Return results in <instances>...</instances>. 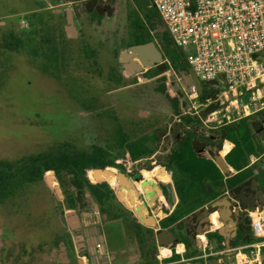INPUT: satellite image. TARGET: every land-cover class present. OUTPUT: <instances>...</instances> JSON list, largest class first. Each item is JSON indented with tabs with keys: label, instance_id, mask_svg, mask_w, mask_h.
Returning a JSON list of instances; mask_svg holds the SVG:
<instances>
[{
	"label": "rangeland",
	"instance_id": "obj_1",
	"mask_svg": "<svg viewBox=\"0 0 264 264\" xmlns=\"http://www.w3.org/2000/svg\"><path fill=\"white\" fill-rule=\"evenodd\" d=\"M136 1L100 0L103 6L113 8L95 16L83 9L84 0H0V161L14 162L66 144L77 150L96 144L114 154L117 128L131 139L155 131L164 136L154 148L163 151L169 145L166 134L178 116L167 97L156 90L160 75L154 73L155 66L131 74L118 60L130 40L129 13L137 7ZM66 8L73 11L76 38L65 35ZM150 10L138 7L137 14L167 64L164 74L169 95L178 97L181 113L202 116L207 104L197 97L189 99L193 82L188 72L170 61V55L180 48L172 42L157 10ZM32 15L46 23V31L40 34L54 35L50 44H40L39 36L32 42L25 36ZM13 35H20L18 50L5 46L6 39L14 41ZM183 50L191 53L188 46ZM219 94L222 110L217 121H200L196 130L205 135L215 133L216 128L210 126L251 114L264 146V97L253 101L248 113L239 105L237 113L229 102L220 103ZM241 101L248 102L247 93ZM216 153L215 148L205 150L212 157ZM262 157H251L250 163L264 164ZM233 173L231 169L226 175ZM46 179L0 202V264H55L41 259L44 250L40 244L52 242L55 235L53 207L61 203L53 190L56 178Z\"/></svg>",
	"mask_w": 264,
	"mask_h": 264
},
{
	"label": "flooded vegetation",
	"instance_id": "obj_2",
	"mask_svg": "<svg viewBox=\"0 0 264 264\" xmlns=\"http://www.w3.org/2000/svg\"><path fill=\"white\" fill-rule=\"evenodd\" d=\"M111 8L112 5L104 6L103 12L108 14ZM211 112L205 119L188 111L176 114L178 120L166 134L169 145L163 151L155 149L154 143L164 134L153 131V149L146 154L131 158L112 153L114 163L88 166L83 174H44L45 179L47 174L56 178L59 193L54 187L53 190L61 203L53 207L57 217L55 235L52 242L40 244L44 250L41 259L55 264H264V239L256 238L245 227V221L250 226L252 214L264 216V186L255 176L247 178L234 193L227 189L190 213L176 216L180 201L174 188L173 169L168 166L176 141L191 129L197 139H208L202 153L215 163L217 154L225 159L229 151L223 154L221 149L228 141L219 138L217 128L243 117L210 126L216 132L208 135L196 130L198 123L187 122L198 117L199 122L213 124L218 118ZM207 148H215L217 153L213 157L206 155ZM252 165L249 161L247 166ZM97 168L106 172L97 176ZM256 168L262 170L264 164ZM64 175L67 181H63ZM218 200L223 204L213 205ZM220 213H224L226 220H222ZM242 230L245 236L239 237ZM159 231L171 235L159 239Z\"/></svg>",
	"mask_w": 264,
	"mask_h": 264
},
{
	"label": "trees",
	"instance_id": "obj_3",
	"mask_svg": "<svg viewBox=\"0 0 264 264\" xmlns=\"http://www.w3.org/2000/svg\"><path fill=\"white\" fill-rule=\"evenodd\" d=\"M84 1L83 9L85 11H89L95 16L103 13L104 6L100 3V0H98L99 2L97 0ZM148 4L149 0H137L135 4L137 7L129 13V17H132V19L129 30L130 40L127 46L153 40V37L140 24V17L137 14L138 7H145L151 13ZM33 15L32 23L29 24V31L25 36L31 42L39 36L40 44H50L54 35L49 36L47 32L40 34L39 31L45 30L46 23L41 17ZM11 37L14 41L6 39L5 46L11 50H18L22 44L20 35ZM170 61L178 63L188 72V61L181 49L170 55ZM167 68L166 62L155 65L154 73L160 75L157 78L159 82L156 90L167 97L172 112L179 114V99L176 96H170L167 89L168 82L164 74ZM200 86L199 90L196 88L198 100L207 104L202 114L204 117L208 112L221 107L219 100L216 99L221 89L210 82H200ZM252 117L253 115L243 116L217 128L219 138L229 142H225L221 150L223 154L229 150L225 155V159L236 171L230 176L224 175L216 164L202 153L208 144L206 141L208 139L199 140L196 138L195 132L188 129L185 135L176 141L168 158V166L173 169L175 192L180 201L176 216L182 213H190L203 204L210 202L227 189L234 193L237 190L236 188L251 176L258 178L264 186V169H255L259 163L247 166L251 155L264 156V146L257 136L256 122L251 121ZM187 122L197 124L199 119L198 117H195V120L189 118ZM253 125H255V129ZM155 136V132H153L131 139L127 132L117 128L113 134L117 147L115 151L117 155L131 158L146 154L153 149L151 143L154 141ZM114 160L115 156L109 148L94 144L87 150H77L70 144H66L59 148H50L44 152L22 157L14 162L0 161V202L13 197L20 189L26 188L29 184L42 181L46 173H54L58 176L60 171L83 174L84 168L88 166L103 167L114 163ZM95 174L99 176L96 172ZM245 225L251 230L246 221ZM237 235L244 237V230Z\"/></svg>",
	"mask_w": 264,
	"mask_h": 264
},
{
	"label": "built area",
	"instance_id": "obj_4",
	"mask_svg": "<svg viewBox=\"0 0 264 264\" xmlns=\"http://www.w3.org/2000/svg\"><path fill=\"white\" fill-rule=\"evenodd\" d=\"M172 42L183 52L200 82L221 89L220 103L248 113L264 97V0H149ZM248 94V102L241 97ZM197 97L194 84L189 99ZM220 107L210 115L217 118ZM253 111V109L251 110ZM253 236L264 239V216L249 219Z\"/></svg>",
	"mask_w": 264,
	"mask_h": 264
},
{
	"label": "water",
	"instance_id": "obj_5",
	"mask_svg": "<svg viewBox=\"0 0 264 264\" xmlns=\"http://www.w3.org/2000/svg\"><path fill=\"white\" fill-rule=\"evenodd\" d=\"M112 9V8H111ZM65 25H64V32L67 38H76L78 36V29L74 23L73 19V12L71 8H66L65 9ZM257 58L264 60L263 55H256ZM118 60L121 62L122 67L124 70L128 73H136L140 72L146 68L155 66L157 64H160L163 62V54L161 50L157 47L155 41L150 40L146 41L143 43H138V44H132L124 48L123 50L120 51L118 55ZM188 74L195 85V87L199 90L200 89V81L194 74L192 68L188 64ZM214 161L216 165L219 167V169L223 173H228L229 169H231V166L229 168L228 164L226 163L225 159L221 154H217L214 157ZM95 172L97 174L106 172L105 169H95ZM46 178L48 182L52 181L54 179V176L52 174H47ZM55 190L59 193V188L57 184H54L53 186ZM254 187H256L254 185ZM241 192V190H238ZM260 191V190H259ZM225 203H227L225 201ZM223 204L222 201H214L213 205H221ZM222 220H226V217L224 213H220ZM230 221H232L230 219ZM233 225L235 226V222L232 221ZM165 232V231H164ZM221 233V231H219ZM164 235V237H168L171 235L170 232L162 233V231H159L157 233L158 238Z\"/></svg>",
	"mask_w": 264,
	"mask_h": 264
}]
</instances>
